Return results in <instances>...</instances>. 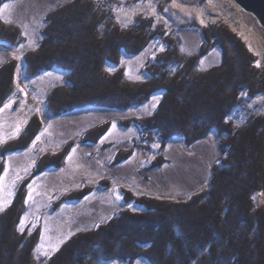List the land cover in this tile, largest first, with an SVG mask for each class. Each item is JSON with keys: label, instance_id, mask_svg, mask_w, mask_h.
Here are the masks:
<instances>
[{"label": "trees", "instance_id": "trees-1", "mask_svg": "<svg viewBox=\"0 0 264 264\" xmlns=\"http://www.w3.org/2000/svg\"><path fill=\"white\" fill-rule=\"evenodd\" d=\"M153 1L161 9L171 0ZM44 22L42 39L22 52L19 62L26 76L54 68L67 73L65 85L48 96L51 114L125 109L155 94L160 96L155 111L138 120L145 142L146 134L151 141L156 133L162 144L177 138L187 145L215 132L224 153L207 190L185 200L126 195V203L142 210L120 211L95 229L78 233L44 264H132L137 259L149 264H264V208L254 201L262 189L264 114L249 115L240 125L228 120L243 106L241 92L250 98L264 94V65H256L257 57L240 36L221 22L202 28V45L189 56L179 51L172 31H164L153 18L137 17L123 28L114 12L95 0H71L50 11ZM18 33L0 19L1 44L15 43ZM157 38L168 49L155 55L152 64L147 62L146 78L127 79L119 68L121 51L138 55ZM216 48L220 64L199 69L200 58ZM106 62L116 69L107 71ZM16 65L8 62L0 68V105L14 89ZM29 127L8 149L24 147L39 128L37 120ZM101 131L93 130L88 138L95 140ZM40 163L58 166L45 158ZM84 193L65 198L80 199ZM23 210L20 192L0 211V264H39L36 234L20 230Z\"/></svg>", "mask_w": 264, "mask_h": 264}, {"label": "rangeland", "instance_id": "rangeland-1", "mask_svg": "<svg viewBox=\"0 0 264 264\" xmlns=\"http://www.w3.org/2000/svg\"><path fill=\"white\" fill-rule=\"evenodd\" d=\"M69 1L6 0L0 4V9L4 4L11 5L0 11V19L19 30L15 43H0V68L8 62L17 64L14 89L0 105V208L7 207L22 193L24 210L20 228L36 234L34 257L39 264H44L68 239L95 229L120 211H141L140 207L124 201L126 195L185 200L191 194L207 190L213 167L219 168L224 156L215 132L187 145L177 138L162 144L156 133L152 134L155 138L151 135V141L146 134L145 142L138 120L148 118L155 111L160 99L155 94L125 109L80 108L51 114L48 96L56 87L65 85L67 73L54 68L26 76L19 57L22 52L34 49L42 39L46 15ZM95 1L112 10L123 28L131 26L137 17L153 18L164 31H172L170 35L174 36L179 51L189 56L196 54L202 45V28L221 22L240 36L257 57L259 66L264 65V31L234 0H205L200 4L171 0L161 9L153 0H117L120 1L117 5L111 0ZM166 7L169 11H164ZM167 49L157 38L138 55L121 51L119 68L127 79L146 78L143 70L147 62L151 60L152 64L154 56ZM220 62L221 51L216 48L200 58L198 68L206 70ZM104 68L112 72L116 66L106 62ZM240 98L243 106L233 110L228 120L240 125L249 115L264 114V94L250 98L247 92H241ZM8 103L11 106L4 108ZM33 120H37L39 128L27 137H30L28 143L19 149H8L11 143L28 134ZM96 129H102L99 136L89 139L88 135ZM43 158L57 162L58 166L42 167ZM38 188L41 190L33 192ZM84 190L80 199L65 198ZM254 201L264 208L262 189L254 195ZM108 264L128 263L115 260ZM132 264L149 263L137 259Z\"/></svg>", "mask_w": 264, "mask_h": 264}, {"label": "water", "instance_id": "water-1", "mask_svg": "<svg viewBox=\"0 0 264 264\" xmlns=\"http://www.w3.org/2000/svg\"><path fill=\"white\" fill-rule=\"evenodd\" d=\"M235 4L248 13L264 31V0H234ZM262 196L264 198V158L262 167Z\"/></svg>", "mask_w": 264, "mask_h": 264}, {"label": "snow or ice", "instance_id": "snow-or-ice-1", "mask_svg": "<svg viewBox=\"0 0 264 264\" xmlns=\"http://www.w3.org/2000/svg\"><path fill=\"white\" fill-rule=\"evenodd\" d=\"M150 7H151V5H149ZM11 7V5H9V4H4L3 5V9H0V11H3L4 9H9ZM164 11H169V8H165L164 9ZM153 14H155V9H154V7H153ZM190 15V14H189ZM159 19V18H158ZM130 22V21H129ZM201 23H204V21L203 20H201ZM155 25H153V27H154ZM23 44H21V48H23ZM256 64H257V66H259V64H260V62L259 61H257L256 62ZM17 87H18V89H19V85H17ZM20 91H23V89H19ZM13 95H15L14 93H13ZM242 95H243V93H242ZM153 99H155V97H153ZM11 105H10V103H8V104H5L4 105V108H9ZM113 128H115L116 127V124L114 123L113 124V126H112ZM19 131V130H18ZM109 132H111V129H109ZM107 133L105 134V137H101V140L103 141V139H105L106 137H107ZM39 136H37L36 137V139L37 140H39ZM33 143H35V141H33ZM153 147H159V145L158 144H153L152 145ZM73 152H75V149H73ZM68 159H70L71 158V153L69 154V157H67ZM31 187V186H30ZM29 199H31V191H29V197H28ZM117 198H120L119 196L117 197ZM84 199L86 200V199H88V196H85L84 197ZM3 209L2 208H0V211H2ZM21 223H23V221H21ZM21 231H23V229L21 228L20 229ZM42 247V245L41 246H38V248H37V251L39 252V250H40V248ZM52 250H55V246H53V248H52ZM45 256H47L48 255V252H44L43 253ZM39 257H37V259H38Z\"/></svg>", "mask_w": 264, "mask_h": 264}, {"label": "bare ground", "instance_id": "bare-ground-1", "mask_svg": "<svg viewBox=\"0 0 264 264\" xmlns=\"http://www.w3.org/2000/svg\"><path fill=\"white\" fill-rule=\"evenodd\" d=\"M128 28V27H127ZM35 189V188H34ZM41 189L40 188H38V189H36L35 191H33V192H38V191H40ZM240 209V208H239ZM233 210V209H232ZM241 213V212H240ZM185 226V225H184Z\"/></svg>", "mask_w": 264, "mask_h": 264}]
</instances>
